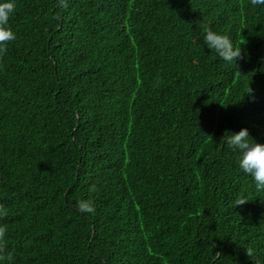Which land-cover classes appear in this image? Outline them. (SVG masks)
<instances>
[{
	"label": "trees",
	"instance_id": "16d2710c",
	"mask_svg": "<svg viewBox=\"0 0 264 264\" xmlns=\"http://www.w3.org/2000/svg\"><path fill=\"white\" fill-rule=\"evenodd\" d=\"M9 27L0 264H264V191L223 136L264 143V7L16 0Z\"/></svg>",
	"mask_w": 264,
	"mask_h": 264
},
{
	"label": "clouds",
	"instance_id": "9594fccd",
	"mask_svg": "<svg viewBox=\"0 0 264 264\" xmlns=\"http://www.w3.org/2000/svg\"><path fill=\"white\" fill-rule=\"evenodd\" d=\"M252 6L264 7V0H250ZM16 10V0H0V53L6 50L7 42L15 40V33L9 27V20ZM202 47L207 48L216 56L236 66L237 61L242 56V47H234L233 41L227 34H221L206 28L202 34ZM247 88L246 93H251ZM224 143L234 153L238 154L237 165L239 170L246 176L251 177L254 187L258 191H264V143H258L253 139L246 128H241L238 132L226 131ZM244 203L240 200L236 204ZM76 209L80 213L93 214L95 212L94 203L90 200H80L76 203ZM0 215H6L3 205H0ZM6 235V229L0 226V240Z\"/></svg>",
	"mask_w": 264,
	"mask_h": 264
}]
</instances>
